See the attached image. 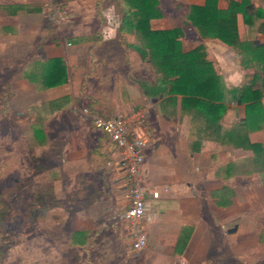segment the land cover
Instances as JSON below:
<instances>
[{"label": "crops", "instance_id": "1", "mask_svg": "<svg viewBox=\"0 0 264 264\" xmlns=\"http://www.w3.org/2000/svg\"><path fill=\"white\" fill-rule=\"evenodd\" d=\"M32 1L0 0V29L10 32V37L19 38L22 32L33 39L43 35L48 29L45 17L30 14ZM229 1L218 0V8L228 9ZM250 1L261 9L260 14L254 16L253 23L246 22L243 13L237 15V42H242L238 46L200 33L188 19L191 7L205 5L206 0H160L161 14L151 19V28L181 27L182 52L201 47L202 59L198 63L208 62L197 67L201 75L193 79L194 83L186 81L175 89L173 78L164 79L163 72L141 52L147 51V45L137 34L121 32L120 51L108 46L111 35L115 36L113 30L117 31L113 41L121 40L118 36L122 37L124 12L116 20L105 13L109 39L106 27L96 31L87 26V30L65 39L49 30L50 36L56 35L53 39L34 41L32 47L39 45V51L26 64L23 78L26 108L36 106L39 116L58 112L63 106L61 101L69 96L68 88L65 92L62 89L71 85L77 95L72 97V103L91 94L89 108L104 116H109L104 112L107 108L112 115L133 107L150 108L147 114L156 131L157 143L149 145L143 170L145 186L156 187L160 196H147L143 227L148 245L136 251L122 218L130 206V195L126 173L117 165L120 153L86 117L102 137L101 145L91 146V154L85 146L82 152L86 155L74 156L75 161L81 157L86 160L83 165H90L80 175L94 179L100 189L87 194V206L76 213L73 245L101 246L109 261L117 259L120 264L129 260L133 264H264V33L260 31L264 0ZM124 4L118 3L119 7ZM23 12L26 19L22 22ZM57 57L66 62V81L44 87L41 70ZM121 64L127 73H121ZM70 68L76 71L75 80ZM113 71L117 76L108 84L99 83L93 90L87 84L98 73V77L109 80L106 77ZM206 71L214 87L212 93L200 86ZM140 82L149 87H141ZM152 86L156 89H150ZM244 87L250 91L261 89L262 97L255 99L249 92L245 100L241 99L237 90ZM115 88L118 91L114 96L119 98L112 100L109 89ZM248 141L262 148H248ZM84 214L86 221L82 220Z\"/></svg>", "mask_w": 264, "mask_h": 264}, {"label": "rangeland", "instance_id": "2", "mask_svg": "<svg viewBox=\"0 0 264 264\" xmlns=\"http://www.w3.org/2000/svg\"><path fill=\"white\" fill-rule=\"evenodd\" d=\"M119 2L124 4V0H34L30 14L44 15L47 33L33 39L31 34L22 32L18 38L0 29V199L11 201L7 230L0 227V264H120L117 259L109 261L101 246L71 242L78 220L76 213L88 204L85 196L100 189L94 179L80 175L90 168L83 165L86 160H81L82 155L91 154V146H100L102 140L101 132L97 130V134L80 113L84 107L91 108L88 98L91 94L81 96V102L74 104L71 99L77 95L73 94L71 85L65 86L62 91L68 88L69 96L61 101L60 110L39 116L36 106L26 108L27 90L23 79L26 64L39 51V45L32 47L35 42L45 43L56 36H50L49 30L64 39L74 32L87 30V26L100 31L106 27L105 13L115 20L123 14ZM61 7L66 8V14L60 12ZM123 8L127 10L129 6L124 4ZM20 16L23 22L26 13ZM113 33L116 36L117 31ZM115 36L111 35L108 46L120 51L123 37L119 34L121 40L113 41ZM120 69L121 73L128 72L125 65L121 64ZM69 70L75 80L76 71ZM98 76L99 73L87 82L92 90L99 83L108 84L117 75L115 71L109 72L106 77L109 80ZM116 91V88L109 89L112 100L119 98L114 96ZM104 112L112 116V110L107 108ZM85 146L87 153L82 152ZM78 153L81 157L75 161L74 155ZM82 220H87L86 214Z\"/></svg>", "mask_w": 264, "mask_h": 264}, {"label": "trees", "instance_id": "3", "mask_svg": "<svg viewBox=\"0 0 264 264\" xmlns=\"http://www.w3.org/2000/svg\"><path fill=\"white\" fill-rule=\"evenodd\" d=\"M217 2L218 0H206L205 5L192 6L187 14L188 19L200 33L220 37L223 41H227L226 43H238L237 45L241 46L242 42H237L239 40L236 27L237 15L243 13L245 21L253 23L254 16L260 14L261 9L257 8L250 0H230L228 9L221 10L218 8ZM124 3L129 8L127 10L122 8L124 9V18L123 23L120 25V33L125 31L127 35L132 33L138 35V39H141L142 43L147 45L145 46L147 51L143 48L144 50L141 52L149 56L152 63L163 72L164 79L168 76L173 78V89H175V86L180 88L184 82L191 81L201 75L197 67L202 63L208 64V62L198 63L202 59L200 55L201 47L194 52H182L179 40L182 34L181 27L158 30L151 28V19L158 18L161 14L159 8L161 5L160 0H124ZM260 31L264 33V23L261 24ZM121 34L123 37V33ZM205 73V76L200 80V86L212 93L214 87L208 78L207 71ZM40 74L42 75L40 77H42L41 81L44 87H53L64 83L68 74L66 62L61 57L50 59L49 64L41 70ZM192 82L194 83L195 80ZM140 85L141 87H146L147 84L140 82ZM239 90L237 91L243 100L247 98L249 92L255 99L262 97L261 89L250 91L251 88L246 89L244 87ZM40 139H45V137ZM246 147L254 148L255 151L262 148L260 144L250 141L246 143ZM7 200L4 198L0 199V227L3 230H7L8 208L11 203V201Z\"/></svg>", "mask_w": 264, "mask_h": 264}, {"label": "built area", "instance_id": "4", "mask_svg": "<svg viewBox=\"0 0 264 264\" xmlns=\"http://www.w3.org/2000/svg\"><path fill=\"white\" fill-rule=\"evenodd\" d=\"M60 12L66 14V8L61 7ZM54 14L61 17L58 12ZM62 18V17H61ZM148 107H133L126 112H119L112 116H103L92 111L89 107L82 108L92 125L110 140L118 152L120 160L117 165L126 173L129 182L130 206L123 213L131 239V247L136 251L147 248L148 238L143 227V220L147 210V196L154 198L160 196L156 187L145 186L143 164L146 151L150 144L157 143L156 131L151 126Z\"/></svg>", "mask_w": 264, "mask_h": 264}, {"label": "clouds", "instance_id": "5", "mask_svg": "<svg viewBox=\"0 0 264 264\" xmlns=\"http://www.w3.org/2000/svg\"><path fill=\"white\" fill-rule=\"evenodd\" d=\"M81 113H82V111H81Z\"/></svg>", "mask_w": 264, "mask_h": 264}]
</instances>
